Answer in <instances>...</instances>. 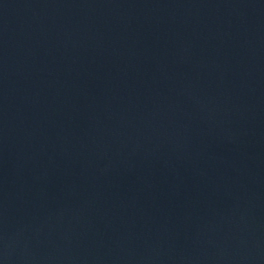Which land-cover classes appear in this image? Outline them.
Returning a JSON list of instances; mask_svg holds the SVG:
<instances>
[{
  "label": "water",
  "instance_id": "obj_1",
  "mask_svg": "<svg viewBox=\"0 0 264 264\" xmlns=\"http://www.w3.org/2000/svg\"><path fill=\"white\" fill-rule=\"evenodd\" d=\"M0 264H264V0H0Z\"/></svg>",
  "mask_w": 264,
  "mask_h": 264
}]
</instances>
